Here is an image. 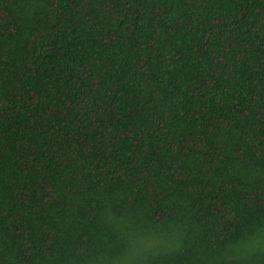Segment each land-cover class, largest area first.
Wrapping results in <instances>:
<instances>
[{"label": "trees", "instance_id": "16d2710c", "mask_svg": "<svg viewBox=\"0 0 264 264\" xmlns=\"http://www.w3.org/2000/svg\"><path fill=\"white\" fill-rule=\"evenodd\" d=\"M0 264H264V0H0Z\"/></svg>", "mask_w": 264, "mask_h": 264}]
</instances>
